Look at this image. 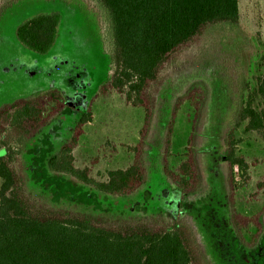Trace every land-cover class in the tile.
Wrapping results in <instances>:
<instances>
[{"label":"rangeland","instance_id":"1","mask_svg":"<svg viewBox=\"0 0 264 264\" xmlns=\"http://www.w3.org/2000/svg\"><path fill=\"white\" fill-rule=\"evenodd\" d=\"M61 14L56 41L38 53L18 39L17 27L40 13ZM113 31L110 16L98 0H0V106L19 97L58 89L66 106L51 117L22 148L17 169L22 186L37 207L64 209L98 216L106 224L184 220L190 227L206 264H264V221L252 246L243 245L231 223L225 134L235 127L238 154L252 163L250 180L237 172L236 206L246 215L264 207V136L246 129L241 110L252 98L258 110L264 100L258 84L264 76V0H240L237 23L209 26L193 43L179 51L161 86L145 161L147 182L128 196L104 193L77 178L53 172L48 158L69 140L83 113L91 120L74 150L76 165L106 180L112 169L133 159L130 147L139 139L144 110L129 105L124 94L95 97L113 73ZM204 83L208 99L197 137L202 184L198 192L182 196L163 170L168 126L176 101L192 84ZM190 106L183 105L172 131L169 168L184 159Z\"/></svg>","mask_w":264,"mask_h":264},{"label":"trees","instance_id":"2","mask_svg":"<svg viewBox=\"0 0 264 264\" xmlns=\"http://www.w3.org/2000/svg\"><path fill=\"white\" fill-rule=\"evenodd\" d=\"M98 1L106 8L112 23L114 70L95 97L118 92L124 94L129 105L143 108L139 139L130 147L133 159L124 168L110 170L103 181L96 180L89 167H78L74 150L84 134V126L92 118L86 112L78 119L72 137L50 155L48 167L104 193L128 196L147 182V140L157 96L175 55L196 41L209 26L237 23L240 0ZM60 22V13H40L21 23L16 34L27 48L47 53L56 41ZM258 94L264 100V76L259 81ZM207 99L206 85L192 84L178 97L168 126L163 170L182 196L196 194L202 184L197 137ZM186 103L190 106V130L184 159L171 170L173 126ZM65 106L63 94L54 88L0 106V264H206L184 220L153 219L113 225L91 214L37 208L32 203L16 165L21 148ZM241 117L247 122V130L264 136V108L258 110L252 98L241 110ZM237 151L235 127H230L225 134L224 159L228 163L231 223L240 242L252 246L263 229L264 207L246 215L236 206L237 185L241 183L236 174L239 173L244 184L251 178L252 166ZM258 189H264V181L258 182Z\"/></svg>","mask_w":264,"mask_h":264}]
</instances>
